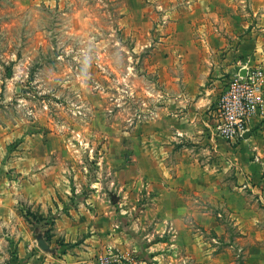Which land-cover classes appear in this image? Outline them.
Instances as JSON below:
<instances>
[{
	"label": "rangeland",
	"instance_id": "obj_1",
	"mask_svg": "<svg viewBox=\"0 0 264 264\" xmlns=\"http://www.w3.org/2000/svg\"><path fill=\"white\" fill-rule=\"evenodd\" d=\"M243 67L264 70V0H0V182L19 208L6 212L3 194L0 263L14 264L20 238L43 252L37 234L56 254L53 219L84 207L133 225L150 202L144 156L208 114L195 102ZM181 138L179 159L195 146ZM30 186L52 193L57 215L17 198ZM224 221L231 262L245 264L250 240ZM136 248L123 251L138 262ZM253 251L264 259V236Z\"/></svg>",
	"mask_w": 264,
	"mask_h": 264
},
{
	"label": "crops",
	"instance_id": "obj_2",
	"mask_svg": "<svg viewBox=\"0 0 264 264\" xmlns=\"http://www.w3.org/2000/svg\"><path fill=\"white\" fill-rule=\"evenodd\" d=\"M217 94L212 89L203 101L195 102V108L203 104L209 108L208 114L196 112L188 118L194 126L186 131L177 129L171 146L156 145L153 154L144 156L153 163L143 165L139 180L143 189L138 193L149 196L150 202L133 225L123 222L118 232L119 224L109 206L90 210L84 207L71 212L73 218L61 214V218L58 215L53 219L58 252L43 253L37 248L32 252L33 239L20 238L14 264H95L97 256L115 244L122 250L137 244V264H235L231 262L232 252L226 250L231 241L221 236L226 232V215L240 230L242 236L238 239L250 240L245 264H264L263 257L253 251L264 236V118H253L248 138L237 143L218 139L214 134ZM200 120L203 124H198ZM181 137L192 140L195 146L186 148L179 159L180 150L174 147ZM21 191L17 198L27 200L32 211L57 215L50 191L36 186ZM3 194L10 196L6 212L19 209L14 208L12 198L16 192L6 193L0 182V261L6 257L1 236ZM211 231L214 233L209 235ZM215 241L225 250L218 249ZM50 246L54 249L52 243Z\"/></svg>",
	"mask_w": 264,
	"mask_h": 264
},
{
	"label": "built area",
	"instance_id": "obj_3",
	"mask_svg": "<svg viewBox=\"0 0 264 264\" xmlns=\"http://www.w3.org/2000/svg\"><path fill=\"white\" fill-rule=\"evenodd\" d=\"M241 69L225 83L214 109L215 136L232 143L245 138L254 117L264 118V70L248 67L243 76ZM95 264H137V261L131 251L109 248L97 256Z\"/></svg>",
	"mask_w": 264,
	"mask_h": 264
},
{
	"label": "water",
	"instance_id": "obj_4",
	"mask_svg": "<svg viewBox=\"0 0 264 264\" xmlns=\"http://www.w3.org/2000/svg\"><path fill=\"white\" fill-rule=\"evenodd\" d=\"M247 73V68H242L240 71V74L245 76ZM245 138L250 137V132L245 133ZM37 244L40 247L41 250L45 252H53L54 249L51 248L50 244L48 243L47 239L45 237H42L41 235L37 234Z\"/></svg>",
	"mask_w": 264,
	"mask_h": 264
},
{
	"label": "trees",
	"instance_id": "obj_5",
	"mask_svg": "<svg viewBox=\"0 0 264 264\" xmlns=\"http://www.w3.org/2000/svg\"><path fill=\"white\" fill-rule=\"evenodd\" d=\"M27 216L29 217V218H31L30 220H31V222H35L37 219H38V217H37V215L36 214H34L33 212H28L27 213ZM46 239H48V238H46Z\"/></svg>",
	"mask_w": 264,
	"mask_h": 264
}]
</instances>
